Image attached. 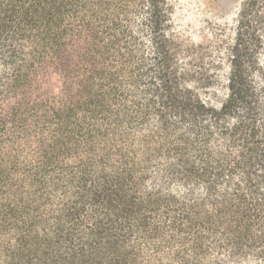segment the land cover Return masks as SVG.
Here are the masks:
<instances>
[{
    "label": "trees",
    "instance_id": "obj_1",
    "mask_svg": "<svg viewBox=\"0 0 264 264\" xmlns=\"http://www.w3.org/2000/svg\"><path fill=\"white\" fill-rule=\"evenodd\" d=\"M0 264H264V0H0Z\"/></svg>",
    "mask_w": 264,
    "mask_h": 264
},
{
    "label": "rangeland",
    "instance_id": "obj_2",
    "mask_svg": "<svg viewBox=\"0 0 264 264\" xmlns=\"http://www.w3.org/2000/svg\"><path fill=\"white\" fill-rule=\"evenodd\" d=\"M177 30L182 42L211 48L220 38H230L240 0H173ZM222 36V37H221Z\"/></svg>",
    "mask_w": 264,
    "mask_h": 264
}]
</instances>
